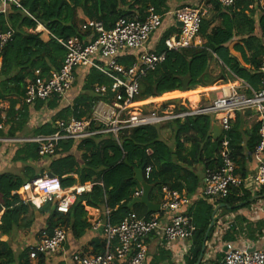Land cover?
<instances>
[{
  "label": "trees",
  "instance_id": "16d2710c",
  "mask_svg": "<svg viewBox=\"0 0 264 264\" xmlns=\"http://www.w3.org/2000/svg\"><path fill=\"white\" fill-rule=\"evenodd\" d=\"M168 1L17 0L20 7L9 4L6 17L0 15L1 30H8L6 24L13 30L11 40L3 48L0 65V106L2 103L8 104L4 111L0 107V137H15L27 127L30 105L23 102L26 81L32 79L36 71L45 77L49 76L51 70L58 71L65 57L63 47L55 39L49 36L43 39L41 33L30 32L36 28L33 19L52 36L68 39L73 36H86L89 32L82 31L81 26L91 20L101 22L106 30H110L119 19H143L149 9L163 18L170 11ZM171 1L177 5L175 9L193 3L189 0ZM259 1L237 0L234 7L222 10L218 4L206 0L205 4H212L216 14L210 19L202 18L198 38L203 43L197 47L168 53L154 71L140 80L139 94L133 102L177 95L178 93H165L181 91V79L185 77L190 79L187 91L193 90L199 85L200 77L206 80L209 63L213 60L221 63L219 67L222 72L230 74V80L238 78L253 90H258L260 76L257 70L264 57V11L260 9ZM171 34L172 31L163 33L156 53L164 50L163 41ZM235 38L238 40L233 44L232 50L238 54L239 59L230 54L228 47ZM134 61V56H128L119 60V63L128 67ZM86 71L81 90L71 105L56 98L46 102L36 101L32 105L35 112L46 108L52 113L48 122L32 128V136L53 134L55 122L70 117L77 120L90 118L98 101L111 102L114 96L110 92L112 80L94 68ZM75 73L77 74V69ZM95 86H105L107 92L97 95L94 93ZM170 103L175 105L176 111L186 110L178 100H172L162 106L163 108L160 107L159 111L164 110ZM212 122L210 116L200 115L183 121H170L167 125L122 130L116 138L112 134L97 135L79 141L77 148L82 153V165L77 164L73 156H60L62 151L57 149L52 157L46 158L50 162L45 170L37 167L43 158L39 157L35 144L24 143L15 147L11 162L21 167L20 173L7 171L0 174V264H30L28 248L24 247L15 254L9 242L2 238H9L19 231H29L37 215L45 216L46 220L44 228L36 236L44 232L50 234L53 229L61 227L75 239L81 238L90 228L86 207L109 209L108 219L113 226L119 225L131 212L138 217L149 218L150 214L146 213L142 204L128 209L138 187V182L134 179L135 170L142 171L143 179L151 187V202H162L163 187L180 194L183 191L187 196L194 194L199 186V178L190 168L195 164H203L205 172L220 167L219 151L222 139L212 140ZM164 125L174 133V148H170L159 138V132ZM4 128H7L6 133ZM91 128L94 129V126ZM225 135L231 158L237 166L236 174L244 177L250 173L247 164L258 144V125L254 124L250 130L245 129L243 116L237 113ZM186 144L188 147H185ZM58 146L66 152L72 147V141H62ZM147 150L151 153L147 154ZM57 155L58 158H53ZM146 167H150L148 179L144 178ZM45 171L58 178L63 188H69L76 183L93 185L89 192L75 197L66 213L57 210V202L24 204L17 191L25 182L41 177ZM74 175L77 180L73 178ZM260 199L264 200V185L256 192L243 188L231 189L225 198L216 203L203 199L194 202L186 212L195 230L183 263L196 264L202 247L206 249L214 227H211L205 244L203 239L217 205H224L222 212H237L249 208ZM263 229L264 220L250 223L237 216L235 222L224 232L222 242L234 244L240 236L254 242L262 237ZM89 246L91 254H99L104 249V241L94 238ZM205 252L204 250V254ZM222 256L223 252L217 253L214 262L220 261ZM203 261L202 257L200 264ZM165 262L171 263L170 255L161 249L149 264ZM37 264H44V256L37 258Z\"/></svg>",
  "mask_w": 264,
  "mask_h": 264
},
{
  "label": "built area",
  "instance_id": "2783aa9c",
  "mask_svg": "<svg viewBox=\"0 0 264 264\" xmlns=\"http://www.w3.org/2000/svg\"><path fill=\"white\" fill-rule=\"evenodd\" d=\"M192 4L172 11L176 22L181 24L178 33L171 34L164 41V50L160 53L145 48L152 34L162 26V17L147 11L143 19H119L114 27L106 30L99 21L91 20L81 26L82 31H88L86 36H73L60 39L52 36L40 23H36L33 33H41L52 37L60 44L65 57L58 71L51 70L49 76H41L36 71L34 77L26 81L23 102L32 106L36 101H48L56 98L65 101L68 91L75 81V70L81 67L94 68L112 80L110 92L114 94L110 103L98 101L91 112L90 118L55 122V132L50 135H37L26 139L0 137V144L33 143L37 146L40 158H50L55 154L58 144L62 141H76L97 136L112 134L115 138L122 130L145 126H155L174 120L183 121L193 116H210L212 125L220 129L221 145L219 151L220 167L217 170H207L203 175L201 199L216 203L225 198L231 189L243 188L254 192L264 185V57L258 74L260 87L253 90L248 84L241 83L240 88L231 86L221 92L211 102L195 108L176 111L169 107L164 110L153 109L147 112L131 111L136 103L133 99L139 94V82L149 72L161 64L168 53L179 52L200 46L198 32L204 15L203 3L206 0H189ZM222 9L234 7L237 0H211ZM257 1L258 0H252ZM0 15L6 14V5L15 4L16 0H0ZM260 9L264 11V1H259ZM13 30L3 32L0 28V65L5 44L11 40ZM134 56L135 61L128 67L119 60ZM105 86H95L94 93L104 95ZM250 111L258 125V144L252 152L251 159L255 162L252 173L241 177L236 174L237 166L230 155L228 140L225 133L231 128L237 113L245 116ZM99 125L101 127H99ZM94 126V129L91 127ZM2 126L0 125V129ZM147 154L151 152L146 151ZM150 167H146L144 178L148 179ZM93 184L76 185L63 188L56 177H41L25 182L17 191L24 204H45L57 202V210L66 213L77 195L89 191ZM163 199L159 204L158 213L149 218L138 217L129 213L119 225L109 223V209L104 208L105 220L93 224V230L104 241V249L99 254L73 252L69 256L70 264H146L147 248L145 245L149 236L156 235L159 241L169 244L173 242L190 241L195 230L191 218L186 215V204L183 194L162 188ZM141 193H136L135 197ZM67 240L66 231L57 227L50 234L42 233L28 246L29 259L37 260L39 256H48L63 250ZM222 259L218 264H264V251L255 249L249 252L246 247L227 242L224 243Z\"/></svg>",
  "mask_w": 264,
  "mask_h": 264
},
{
  "label": "crops",
  "instance_id": "0c3cea01",
  "mask_svg": "<svg viewBox=\"0 0 264 264\" xmlns=\"http://www.w3.org/2000/svg\"><path fill=\"white\" fill-rule=\"evenodd\" d=\"M173 2L174 1H171V0L168 1L170 11L162 18L161 28L159 30H157L154 34H152L149 41L147 42V44L145 46V48L147 50L155 52V50H156V48H157V46L161 40L163 33H165L166 31H172V34H176V32L178 33V26L176 25V21L173 17V14H172V11L175 9V7L177 5L174 4ZM0 7H1V3H0ZM202 8L204 9V12H206V10H212V11H214V13H216V10L213 8V5L210 3H208V4L203 3ZM222 10H224V9H222ZM8 11H9V4L6 5V12H8ZM6 14H3V16L6 17ZM6 26H7V28L10 27L9 24H6ZM30 32H32V30H30ZM237 40H238V38L237 39L235 38L234 41L232 43H230L228 46L229 50H230V54L235 56V57H237L238 54L232 50V46ZM199 41H200V39H199ZM202 43L203 42L201 40L200 44H202ZM237 58L239 59V57H237ZM210 63L212 64L213 62H210ZM210 63H209V71H208V74L206 75V80L203 79V77H200V78H202V81L199 82V85H197L193 90H189V91H185V92L175 90V91L168 92L165 94L178 93L181 96H176V97H173L170 99L171 100H178L179 104L183 107L185 106L186 108H188V107L195 108L199 105H204V104L211 102L217 96H219L221 94V92L227 91V88H229L231 86H234L235 88L241 87V83H243L242 80L235 78V77L233 80L232 79L230 80V76H229L230 74L228 75L227 73L222 72L221 68L217 65L211 66ZM88 69H89L88 67H81V68L77 69V74L75 77L76 83H74L73 88H71V92H70L72 95L69 97L66 95L65 101H63L62 103H66L67 105H71L72 101L79 94V92L81 90L83 79H84V76L87 74L86 70H88ZM203 80H205V82ZM158 98L159 97L149 98V103H150L149 106L152 107V104H154L155 107H156V105H159V104H157L158 102H155V101H159ZM170 99H168V100L170 101ZM173 106L175 107V105L173 103L168 105V107H173ZM0 107L4 111L7 109L8 104L2 103ZM153 109H156V108H153ZM157 109L159 110L160 106H158ZM45 115H47L46 108H42L40 111L35 112L33 107L30 106L29 107V122L27 124V127L24 129L23 132L18 133L15 137H10V138L26 139V138L32 137V128H34L40 124L46 123L50 120V118L44 119L43 117ZM50 115L52 116L51 112H50ZM167 123H163V124L167 125ZM243 124L245 126V129L250 130L252 128V126H254V124H256V123L254 121V118H252L250 116V114L249 115L245 114V116H243ZM166 125H164L162 127V129L160 130L159 138L161 141L166 143L170 148H174V140H173L174 133ZM3 130H4V133H6L7 128H4ZM4 137L7 138V136H4ZM78 143L79 142L72 141V147L70 148V150H68L66 152H63V149L59 148V146L57 147V149H58V151H62L60 153V156H73L74 159L76 160L77 164L82 165L83 164V161L81 158L82 153L77 148ZM19 145H22V144H17V146H19ZM186 146L188 147V144H186L185 147ZM2 148H3V146L0 145V150ZM1 155H2V153L0 151V158H1ZM58 156L59 155H57L53 158H58ZM11 158H12V156L10 157V160L9 161L7 160V161L10 162ZM7 161L4 162V161L0 160V169H2V168L5 169L8 167ZM49 162H50V160L43 158L41 160V162L38 163L37 167L43 168L45 170V168L48 166ZM16 167H20V166H16ZM190 169L196 176H198L199 186L196 189L195 193L190 195V196L185 195V193L182 191L181 194H183L185 196L184 198L188 202V204L185 205L186 206L185 207L186 212L188 211V209L192 206V204L194 202L201 199L200 197H201V193H202V189H203L204 165L203 164H195ZM247 169H248V172H250V173H252L253 170L255 169V162L252 159L247 164ZM4 172H7V171H4ZM4 172L3 171L1 172V170H0V174L4 173ZM45 173H47V172L45 171ZM73 178L75 180H77L76 175H74ZM76 185H79V184L76 183L75 185H72L69 188H72ZM90 190H91V188H90ZM141 190H142L141 185L138 183V187L136 189V192L134 193L133 198L135 197L136 193H141ZM89 191H86V192H89ZM256 191H254V192H256ZM151 203L157 204L155 202H151ZM220 205H222V204H220ZM220 205H217L215 207V210H214L215 214L212 217V222H211V223H213L212 227H214V233H213L209 243L214 241V238L216 240H219V237L221 235L223 236L224 232L228 229V227L233 222H235V218L237 216H241V217L245 218L250 223H255L257 221L264 220V200L263 199L258 200L257 202L252 204L249 208L239 210L237 212H222L221 208L217 210V207ZM104 210H105L104 208L92 209V208L86 207L85 211L87 212V220H88V223L90 224V228L87 231H85L84 235L79 239H75L71 235L70 232H66L67 233V240L64 243L63 250L59 251L55 254L45 256L44 257V264H70L69 256L73 252L83 251L85 253H91V247L89 246L90 241L93 240L94 238H100L98 233L92 229L93 228L92 226L94 223H97V222L101 223L105 220V215H104L105 211ZM146 213H147V210H146ZM163 213L164 212H160V211L158 212V214H160V215H163ZM45 220H46L45 216L41 217V216L37 215L35 222L33 223L32 227L30 228L29 231H27V232L19 231V232L14 233L9 238H2V240L8 241L13 252L15 254H17L24 247L27 248L36 240L37 233L44 228ZM262 234H263L262 237L259 238L257 241H254V242L250 241L249 239H246L245 237L240 236V237H238L237 241L234 244L237 245L238 247H242V248L246 247L249 250L252 248H255L257 250L264 251V229L262 231ZM222 236H221V240H220L221 245H222L221 253L223 252V249H224V242H222ZM145 245L147 248L146 264H149L151 262V260L157 255L158 251L161 249L165 250L170 255V262H171L170 264H175V263L176 264H184L183 259L187 255V253L190 249V241H188V242H173V243L166 244V243L159 241L158 238L156 237V235L149 236V238L145 242ZM208 256H209V253L205 252V254L203 256V260L207 261V262L203 263V264H214V263L218 264L219 261L218 262H208V260H207ZM201 261H202V259H201ZM29 263L30 264H37V260H30L29 259ZM161 264H168V263L165 262V263H161Z\"/></svg>",
  "mask_w": 264,
  "mask_h": 264
},
{
  "label": "rangeland",
  "instance_id": "374dc122",
  "mask_svg": "<svg viewBox=\"0 0 264 264\" xmlns=\"http://www.w3.org/2000/svg\"><path fill=\"white\" fill-rule=\"evenodd\" d=\"M216 13H214V11H212V10H206V12H204V15H203V18H205V19H210L211 17H213L214 15H215ZM217 22H219V21H217ZM216 22V23H217ZM42 38L43 39H46L47 37H46V35H42ZM211 62H213L212 64H211V66H215V65H217V66H220V62L219 61H217V63H216V60L214 61H211ZM71 92V89L68 91V93H67V96L69 97V96H71L72 94L70 93ZM176 96H181V95H179V94H177V95H174V96H165V97H160L159 96V98H158V100L159 101H155V102H158L157 104H159V105H156V107L154 106V104H152V107L151 106H149V99H147L146 101H141V102H136L132 107H131V111H137V110H139V111H143L144 113L145 112H147V111H149V110H153V108H158V106H160V107H162V106H164L167 102H169V100L168 99H170V98H173V97H176ZM170 101H172L171 99H170ZM171 104V103H170ZM163 108V107H162ZM165 108H169L168 107V105H166V107H164V109ZM188 108H191V107H188ZM47 111V110H46ZM51 115H50V112L49 111H47V115H45L43 118L44 119H47V118H51L50 117ZM0 145H2L3 146V148L0 150L1 151V153H2V155H1V158H0V160H2V161H9L10 160V157L13 155V151L15 150V147H17V144H6V143H4V144H0ZM7 146V147H6ZM7 161V165H8V167L7 168H5V169H0L1 170V172L3 171H9V172H12V173H15V174H18V173H20V169H21V167H16V166H18V165H16V164H13L11 161L10 162H8ZM222 236V235H221ZM221 236L219 237V240H216L215 238H214V241H212L211 243H209V242H207V245H206V249H205V251L206 252H208L209 253V256H208V258H207V260H208V262H214V260H215V258H216V254L217 253H220L221 251H222V245H221ZM216 240V241H215ZM207 261H204V263H206ZM176 264V263H175Z\"/></svg>",
  "mask_w": 264,
  "mask_h": 264
},
{
  "label": "water",
  "instance_id": "95a60500",
  "mask_svg": "<svg viewBox=\"0 0 264 264\" xmlns=\"http://www.w3.org/2000/svg\"><path fill=\"white\" fill-rule=\"evenodd\" d=\"M176 25L178 27L181 26V24L179 22H176ZM190 79L188 77H185V78H182L181 79V91L185 92L187 91V85L189 83ZM202 81V78H199V82ZM249 115L250 114V111H247L246 112V115ZM220 136V129L217 125H213L212 126V134H211V137H212V140L213 141H217V139L219 138ZM126 162V160H125ZM47 176L48 177H52V175L50 173H47ZM134 179L141 185V195L138 196V197H134L131 201V203L128 205V209L131 210L133 208L134 205L136 204H142L146 207V210H147V213L148 214H156L159 212V205L158 204H153L149 201V193L151 191V187L145 182V180L143 179V176H142V171L141 170H135V173H134ZM224 205H220L217 207V210L220 209V208H223ZM215 212H213L212 214V217L214 216ZM212 224L211 223L205 233V236H204V239H203V244L205 243L206 241V238L208 236V233L212 227ZM204 246L202 247V250H201V253H200V256L196 262V264H200L201 262V259L203 257V254H204ZM255 248H252L249 250V252H252L254 251ZM223 251H225V248L223 249ZM114 264H117L116 262Z\"/></svg>",
  "mask_w": 264,
  "mask_h": 264
}]
</instances>
